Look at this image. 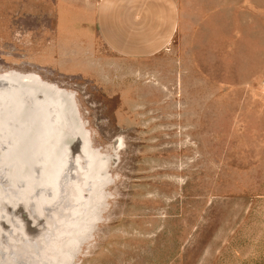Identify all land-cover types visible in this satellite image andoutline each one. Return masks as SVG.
<instances>
[{
	"label": "rangeland",
	"instance_id": "obj_1",
	"mask_svg": "<svg viewBox=\"0 0 264 264\" xmlns=\"http://www.w3.org/2000/svg\"><path fill=\"white\" fill-rule=\"evenodd\" d=\"M19 12L1 8L0 75L67 98L93 159L55 264H264V56L127 61L96 37L42 54Z\"/></svg>",
	"mask_w": 264,
	"mask_h": 264
},
{
	"label": "bare ground",
	"instance_id": "obj_2",
	"mask_svg": "<svg viewBox=\"0 0 264 264\" xmlns=\"http://www.w3.org/2000/svg\"><path fill=\"white\" fill-rule=\"evenodd\" d=\"M76 125L67 98L0 75V264H55L74 238L94 180Z\"/></svg>",
	"mask_w": 264,
	"mask_h": 264
},
{
	"label": "crops",
	"instance_id": "obj_3",
	"mask_svg": "<svg viewBox=\"0 0 264 264\" xmlns=\"http://www.w3.org/2000/svg\"><path fill=\"white\" fill-rule=\"evenodd\" d=\"M7 2L19 25L42 32V54L96 37L127 61L174 45L179 55H236L248 45L264 56V0H0V17Z\"/></svg>",
	"mask_w": 264,
	"mask_h": 264
}]
</instances>
